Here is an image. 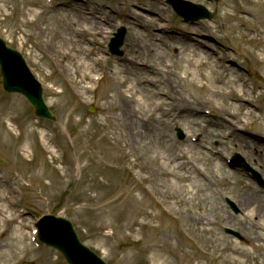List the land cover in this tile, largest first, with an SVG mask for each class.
<instances>
[{
  "label": "rangeland",
  "instance_id": "obj_1",
  "mask_svg": "<svg viewBox=\"0 0 264 264\" xmlns=\"http://www.w3.org/2000/svg\"><path fill=\"white\" fill-rule=\"evenodd\" d=\"M70 1L74 0H56L54 5ZM76 1L80 14H95L104 24L84 45L92 50L90 64L100 61L91 76L100 80L80 83L81 70L75 69L73 61L63 59L73 46L65 42L70 35L65 22L49 19L57 14L56 9L44 24L58 29L59 38L53 56H40L43 60L33 49L39 35L23 27L25 18L13 10L15 3L6 15L0 14V38L24 57L56 116L55 121L38 118L23 96L3 89L0 73V230H9L6 237H0V264H68L59 251L37 238L36 222L47 213L71 220L81 242L108 264H151V253L145 247L152 239L160 241L163 248L180 245L185 252L188 237L197 240L199 252L206 253L202 264H211L216 254L214 263L225 264L229 253L218 251L227 247L246 251L248 264H264V249L256 248L264 246V216L252 213L257 206L254 202L244 206L242 200L249 184L263 195L264 186L247 170L229 163L239 153L264 180V64L258 65L254 59L259 54L264 60V0L259 4L257 0H184L211 12V20L197 22H185L168 0ZM120 28L127 33L122 54L115 55L109 43ZM22 29L32 35L25 37ZM135 34L141 35L130 70L128 41ZM47 36L52 34L48 31ZM129 57L132 60L131 54ZM200 59L208 63L203 79L199 75L202 68L196 67ZM230 65L238 69L222 75L219 69ZM235 77L240 78L237 85L227 83ZM126 88L136 91L145 103L152 102L154 112L162 102L154 129L146 128L138 139L144 144L133 148V123L149 120L152 112L145 115L149 108L143 112V105L130 103L124 95L129 94L124 92ZM146 89L155 97L144 99ZM243 89L246 95H242ZM187 103L201 108L203 117L184 113ZM174 105L181 108H177V115L182 114L177 121L168 116L169 106ZM92 107L94 112L89 111ZM223 111L238 114L237 119L226 116L235 124L232 128L217 119V113ZM6 129L10 130L7 136ZM180 131L183 139H179ZM154 139L157 146L145 153L143 146ZM163 142L177 146L188 158L203 159L205 173L214 177L212 189L200 190L197 195L195 191L177 193L170 178L159 177L151 157L162 155L159 143ZM194 176L184 185L200 187L202 183ZM217 176L225 179L217 181ZM173 193L175 199L165 198ZM227 199L242 202V206L234 203L236 211ZM191 209L208 214L209 225L188 223L187 210ZM7 219L12 220L8 223Z\"/></svg>",
  "mask_w": 264,
  "mask_h": 264
},
{
  "label": "bare ground",
  "instance_id": "obj_2",
  "mask_svg": "<svg viewBox=\"0 0 264 264\" xmlns=\"http://www.w3.org/2000/svg\"><path fill=\"white\" fill-rule=\"evenodd\" d=\"M260 0H257V3L259 4ZM45 2H47L49 4V6L45 7ZM56 2V0H0V14L1 15H6V12L9 11V6L12 3H15V7H14V11H19L20 13H23V17L25 18L24 20V24L23 27L25 29H30L31 31L36 32L37 35H39V37L37 36V40L35 41V44L33 45V49H36L35 53L36 55H38L39 57L41 56L42 58H46L47 56L52 57L53 56V52L56 48V42L59 38L58 34H59V30L56 28H51L50 26V22H49V26L48 27V23L44 22L47 19L48 15H50V13H52L54 10H57V14H52L50 16V21H54L56 23H59L60 21H64L65 22V27L67 29V32L70 33L68 38H65V42L71 44L73 47L72 49H70L69 51L65 52V57L63 58L64 60H68V61H73L75 64V69L76 70H81V79H80V83H83L93 77L92 73L97 72V68H98V64L100 63V61H98V63L96 62V60H92L93 64H90V60H88V58L91 57L92 54V50L87 49L84 47L85 44H89V38L92 35H97L99 33V30L103 29L104 24H102L101 22H99L96 19V15L94 14H90L89 16L85 14L82 15L80 14V6L79 4H77V1H70V2H57L56 5H54ZM61 7V8H59ZM47 8V9H46ZM38 9H42L41 11H39ZM9 15H13L12 13H9ZM109 22V14L107 16V21L106 23ZM137 24V23H136ZM49 33L52 34V36H50L48 38L47 34ZM24 32V35L26 37V34H29V36H31L32 34L28 32H25L24 29H22V33ZM141 35V34H139ZM138 34H135L134 37H130V40L128 41L129 43V53L132 55V60L129 56L126 58V61H128V64H130L131 68H128L130 70L132 69L131 66V62L134 61V56H133V52H135L134 47L136 46V44L138 43ZM46 36L47 39L44 40L41 37ZM140 37V36H139ZM91 42V41H90ZM29 41H22V44H28ZM262 45L264 46V41L262 43ZM264 49H262L263 51ZM34 51V50H33ZM261 51V52H262ZM76 53V54H73ZM194 53V52H193ZM204 53V52H203ZM195 54V53H194ZM35 55V56H36ZM196 55V54H195ZM205 55V53H204ZM30 56H33V53L31 52ZM37 56V59L39 58ZM34 57V56H33ZM39 58L40 60H43L42 58ZM61 57V56H60ZM201 57V56H200ZM254 59L257 61L256 63L259 65L264 64V60L262 59V57L259 54H255ZM232 61H234L232 59ZM142 63L140 66H147V63L144 62H139ZM190 63V62H188ZM191 64V63H190ZM208 66L207 62L202 61L201 59L198 62V65L196 66L197 69L201 70L202 68V72L204 71V69ZM145 69V68H143ZM238 69V67L230 65L227 67H221L219 70H221L222 75L227 71L230 74H233L232 70ZM102 70H104L102 68ZM224 71V72H223ZM200 72L199 75L200 77L207 74H204V72L202 73ZM187 76H192V74L190 73H186ZM204 74V75H203ZM114 75H112L111 77H113ZM187 76L184 79H187ZM217 79H219L221 81V78L217 77ZM240 78L235 77L233 78V80H231V82H227L230 83L231 85H234L239 82ZM93 80H100L99 78H93ZM123 81H120V84L123 85ZM202 88V86H200ZM242 88H246L244 84L241 85ZM234 89H236L234 87ZM243 89V91H244ZM83 90L86 92L87 88L83 87ZM229 91V89L227 90V92ZM234 90H230L229 92L233 93ZM246 91V90H245ZM243 92L242 95H246V92ZM125 93H129V94H124L126 99H128L131 102H134L135 105L137 104H141L143 105L145 108H141L144 111H146L147 108H149V110L145 113L148 114L150 111L152 112L151 114V118L147 121L144 120H138L137 122L133 123L132 127H135L136 131H134L131 135H130V140H132L131 142V147L132 146H141L144 143L138 141V139L140 137H142V135L145 134V129H149V131H152L154 129L153 126V122H156L158 120L157 118V114L160 110V105L161 103H157L156 107H158L157 109L154 107L153 110H156L155 112L152 111V108L154 106V104H152V102L150 103H145V100H141L140 98L137 97V92L134 91L131 88H126V90L124 91ZM143 92H145L144 94V99L149 98L148 95L151 96V98H154L155 95L152 94V91H148V89L143 90ZM218 93L221 94L220 90L218 91ZM221 97H225L224 95H221ZM124 101L126 103H128L125 99ZM176 101V100H175ZM143 102V103H142ZM129 104V103H128ZM187 107H186V111L184 113L188 114L191 117H203V114L201 113L202 110L201 108H197L195 106H191L190 103H187ZM180 110L181 108L178 107L176 105L174 106H169V114L168 116H170L173 120L177 121V117L182 116V114L177 115L178 114V109ZM133 111L132 109L130 110V112ZM129 112V113H130ZM172 113V114H171ZM139 114V113H138ZM209 114H211V112H209ZM233 116L234 118L237 116V113H229L227 114L226 112L223 111V113H217L218 118L220 120H223L225 122L230 123L229 127L232 128V125H235L232 121L228 120V118L226 116ZM132 117H137L138 115H131ZM177 118V119H176ZM208 122V121H207ZM211 122V121H209ZM217 123V122H216ZM219 124V123H218ZM152 125V126H151ZM140 129H142V131H140ZM239 130H242L241 128H238ZM9 129L5 130V136H7V134H9ZM232 134H235L234 131H232ZM29 137V136H28ZM235 137H237V135H235ZM258 137L261 138V135L259 134ZM155 142L153 143V140H151L150 142H148L147 144H145L143 146V149L146 152H149V149H151L150 147H156L157 146V140L154 139ZM160 147L163 149L162 151V155H153L152 161L153 164L156 165V172L157 175H159V177L162 176H166L168 178H170L172 180V183L174 184V187L176 188V192H187V193H192L195 191V195H197V193H199L200 190H204L207 191L209 189V191L212 189V187L214 186V177L213 176H208L207 173H205V164L207 165L206 162H204L203 159L201 158H195L196 162H194V158H188L187 153L180 151L179 149H177V146H168V144L166 142H163L162 144L159 143ZM128 143H126V147L129 148ZM133 148V147H132ZM143 160L145 161V157L143 158ZM137 160H135L134 164L137 167L138 163L136 162ZM145 168H141V170H144ZM147 173V172H146ZM195 175V176H194ZM198 178L199 181L198 183L200 184V182L202 184H200V187H197L195 184L191 183L189 184V186L184 185L185 182L190 181L191 177L193 178ZM145 180H149V176H144ZM223 179H225V176H217V178H215V180L217 181H222ZM195 182V181H194ZM198 184V185H199ZM246 191L243 192L244 196L242 198V200L244 201L243 205L246 206L247 203H253L254 205H257L256 208L254 210H252V213L258 216H264V195L262 194V192H260L257 187L253 184H249L246 187ZM145 191H147L149 193V191L145 188ZM176 195L173 194H169L166 195L165 198L168 199H175ZM205 200V199H204ZM241 200V201H242ZM236 204H238V206H242V202H235ZM188 214V218L187 221L188 223H192V225L194 226H201V225H206L210 223L211 220H209V215L204 213H199L197 210H187ZM251 216V215H250ZM149 217V216H148ZM147 217V218H148ZM149 219H151L149 217ZM8 223L12 220V219H7ZM152 220V219H151ZM150 220V221H151ZM3 222V221H2ZM148 225L149 227L151 226L150 224H145ZM253 226V225H252ZM262 226V225H261ZM264 227V225H263ZM7 228V227H6ZM6 228H2V230H0V237H6L7 233L9 232V230H7ZM151 228V227H150ZM253 227H251L252 229ZM250 229V228H249ZM263 231V229H262ZM144 237V236H143ZM18 237H16L17 240ZM256 241H259V238L255 239ZM145 241V240H144ZM147 241V240H146ZM250 241H254L253 239H251ZM151 244H148V246L145 247V250L148 253H151L150 257L148 258L149 261L151 262V264H202V259L205 258L206 253L204 251L201 250L198 246L197 240L193 239L192 237H188L187 240H184L185 244L188 246V250L183 252L182 251V247L180 245L174 247V248H163L160 241H158L157 239H152L151 240ZM264 243V242H263ZM183 245V243H182ZM257 249H264L263 245H257L256 246ZM219 252H223L225 254L229 253V257L225 258V264H248V262L245 261V257L248 255V253L244 250H239L238 248H232L229 249L227 248H223L222 250L218 251ZM216 254V253H215ZM217 254L214 258L211 259V264H216L214 263V260H216L217 258ZM248 257V256H247ZM241 258L244 259V261L241 260ZM130 258H128L129 260Z\"/></svg>",
  "mask_w": 264,
  "mask_h": 264
},
{
  "label": "water",
  "instance_id": "obj_3",
  "mask_svg": "<svg viewBox=\"0 0 264 264\" xmlns=\"http://www.w3.org/2000/svg\"><path fill=\"white\" fill-rule=\"evenodd\" d=\"M178 14L190 21L210 19L209 11L201 6L179 0H169ZM218 1V0H216ZM194 10L193 15L187 11ZM125 30H121L113 40V50L117 52L123 44ZM119 53V52H118ZM0 64L4 78V87L9 92L23 94L35 108L37 116L55 119L43 98L41 84L32 75L23 57L17 51L8 49L5 42L0 39ZM240 160V157H236ZM241 165L246 166L243 162ZM40 238L48 245L56 247L65 255L71 264H106L100 257L89 248L79 242L73 224L69 220L53 215L44 216L40 223Z\"/></svg>",
  "mask_w": 264,
  "mask_h": 264
}]
</instances>
